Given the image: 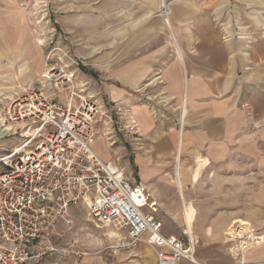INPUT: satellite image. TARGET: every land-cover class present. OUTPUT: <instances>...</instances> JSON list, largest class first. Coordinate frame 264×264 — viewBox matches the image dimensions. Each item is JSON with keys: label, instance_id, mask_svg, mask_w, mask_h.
I'll use <instances>...</instances> for the list:
<instances>
[{"label": "crops", "instance_id": "0c3cea01", "mask_svg": "<svg viewBox=\"0 0 264 264\" xmlns=\"http://www.w3.org/2000/svg\"><path fill=\"white\" fill-rule=\"evenodd\" d=\"M166 4L170 28L162 19L158 29L160 22L152 19L154 12L147 10L156 8L157 0L144 4L139 1L134 20L146 24L140 34H144L146 43L134 51H118L116 71L110 75L114 83L93 88L100 98L92 96L104 109V103L116 104L118 151L123 156L131 155L121 164L123 171L131 182L143 188L156 210L170 216L179 215L176 171L186 204L193 199L210 200L206 194L210 184L215 194L227 185L224 189H228L233 204L238 184L246 183L247 210H229H235L233 214L237 216H248L247 222L235 223L259 228L264 240V22L254 18V13L244 25L231 15L230 22L224 21L215 11L218 5L210 0H168ZM254 24L261 27L255 35ZM163 27L168 28L176 48L166 42L155 44L159 36L163 38L161 34H166L159 31ZM239 35L242 36L236 37ZM87 95L91 96L89 92ZM245 104L247 110L243 108ZM102 119L97 129L109 135L111 127ZM97 140L107 150L115 140L107 143L97 136L92 146L100 159L113 162L112 151L108 150L110 155L103 159L94 149ZM119 161L120 158L118 164ZM250 166L253 169L249 170ZM243 168L246 174H241ZM196 188L201 193L195 198ZM199 207L200 215L223 214L221 208L210 204L199 203ZM259 214L263 219L260 223ZM79 226L74 234L80 235L79 239L71 237L65 244L72 245L75 256L83 255L85 261L98 264H126L116 248L106 247L97 253L85 250L87 244L96 241L88 238L93 232L90 226ZM207 234H199V242L195 240L196 259L208 264H230L229 257L218 248V241L208 243ZM144 252L139 246L135 253ZM243 258L249 263L264 264V241L247 249ZM133 261L141 263L136 256ZM142 263L155 264L148 255Z\"/></svg>", "mask_w": 264, "mask_h": 264}, {"label": "rangeland", "instance_id": "374dc122", "mask_svg": "<svg viewBox=\"0 0 264 264\" xmlns=\"http://www.w3.org/2000/svg\"><path fill=\"white\" fill-rule=\"evenodd\" d=\"M139 1L141 2V0H0V119L4 120L8 108L13 103L11 101L18 99L28 89L42 93L45 98L60 104H68L70 102V86L68 84L56 86L55 80L57 78L52 81L45 80L43 77L44 75L47 76L48 72L64 70L68 76L72 77V84H74L77 92L83 90L82 93L87 95L89 92L91 96H95L93 88L96 89L101 83H114L110 75L113 71H116L117 52L134 51L135 47L146 43L144 34L140 35L141 32H144L142 28L146 24L135 22L134 20L135 6L139 4ZM145 1L148 2V0H142V3L144 4ZM160 1L157 0L156 8L147 9L154 12L152 19L160 22L158 29H160L164 21L161 15ZM164 1L167 2L168 0ZM210 1H213L215 6L218 5L215 11L220 14V19L224 21L230 22L231 18L229 15H231L234 16L237 22H242V25H244L243 22L249 21L251 19L249 15L254 13V18L258 17L260 21L264 22V0ZM205 10H209V8ZM124 19H126L125 22ZM254 27L257 29L253 32L255 35L256 32L261 30V27L257 24H254ZM163 28L159 31H163L166 34H161L163 38L159 36V40L155 44L158 46V44L166 42L169 47L176 48L168 28ZM261 33L264 36V30ZM240 36L242 35L236 37ZM248 37L250 41L252 38ZM88 74H92L95 78L90 77ZM96 96L98 97L97 99L100 98V94ZM4 97H11V99L3 100ZM104 105L102 121L109 123L106 126L111 127V129H108L111 130V133L105 131V133L109 132L110 134L99 133L98 136H102L107 143L115 140L116 143L108 150L114 154L113 163L124 169L121 164L126 162L131 155L125 154L123 156L118 151L116 104L104 103ZM6 127H9L7 123ZM11 129L13 133L0 138V156L9 153L24 142V138L21 135L26 132V129L24 131L21 125H13ZM111 137H114L112 141ZM94 149L100 152L99 154L103 159L105 158L104 156L110 155L109 151L99 140L95 143ZM27 150L25 149V151ZM118 158H120L119 164L117 162ZM250 169L253 168L250 166ZM130 170L134 171L133 168ZM241 171H244L241 172L242 174L246 170L243 168ZM177 172L175 174L176 178ZM124 173L126 174L125 171ZM135 174L133 172L132 176L135 177ZM226 186L224 185L221 188L222 190L215 194L212 190L213 185H207L206 194L210 200L199 201L193 199L192 201H187V205L190 204L195 211L192 237L199 242V234L205 237L204 233H208V243L218 241V248L232 262L234 256L238 253L236 250L240 246V241L245 240L248 242L247 244H250L249 242H257V238L263 237L261 236V231H259L260 229L252 227L250 223L244 226L240 223H235L237 220L247 222L246 217L248 216H237L233 214L235 210H229L231 207L241 211L247 210L246 208L249 206L246 198L248 185L246 183L238 184V195L233 204L229 200L228 189H224ZM199 191L197 188L195 189V198L201 193ZM199 203L200 206L201 203H205L216 207L218 210L221 208L222 210L220 211L223 214L220 216L200 215L199 210L201 208ZM178 207L179 215H165L162 214V210H157L154 216L161 223L164 235H171L186 242V226L180 197ZM84 213H86V210L83 206H76L71 210L73 225L70 229H63L61 237L56 241L57 245L63 247L71 237L79 239L78 236L80 237V235L74 234H76L79 224L84 223V225L90 226L93 231L91 233L92 237L88 238L90 241H96L94 244H87L86 248H84L88 252H101L106 247L109 250L118 248L117 250L120 251L121 258L126 264H144L142 261H145L147 255L152 257L156 264L155 257L146 244L140 243L130 249L121 248L125 244L124 235L121 232H114L119 236L117 239L110 237L109 234L113 233V231L109 229H105L107 231L98 230L87 220V216L83 215ZM257 218L258 223L263 220L261 214ZM85 234L90 233L85 232ZM248 236L252 238L248 240ZM253 238H256V240ZM139 246L144 248L145 254L135 253ZM251 247L253 246L249 248ZM82 256L77 257L74 254L46 255L36 264H98L89 262L88 259L85 261ZM135 256L141 263L133 261Z\"/></svg>", "mask_w": 264, "mask_h": 264}, {"label": "built area", "instance_id": "2783aa9c", "mask_svg": "<svg viewBox=\"0 0 264 264\" xmlns=\"http://www.w3.org/2000/svg\"><path fill=\"white\" fill-rule=\"evenodd\" d=\"M44 79L55 80L56 86L68 84L70 102L63 105L28 89L11 101L0 128L7 123L26 129L24 142L0 156V264H36L46 255H76L72 245L56 244L63 229L72 227L76 206L85 207L96 228L121 232V248L146 244L157 264H208L196 259L193 237L186 234L184 242L164 235L143 188L93 151L102 104L77 92L64 70L48 72ZM257 240L240 241L230 264H253L244 260L243 252L263 239Z\"/></svg>", "mask_w": 264, "mask_h": 264}, {"label": "bare ground", "instance_id": "6f19581e", "mask_svg": "<svg viewBox=\"0 0 264 264\" xmlns=\"http://www.w3.org/2000/svg\"><path fill=\"white\" fill-rule=\"evenodd\" d=\"M160 9H161V15L164 18V22L170 28V24H169V20H168V16H169L168 7H167V4H166V2L164 0H161ZM43 78H45V75H44ZM9 99H11V97L10 98L4 97L3 100H9ZM1 127H3V125H2V120L0 119V128ZM11 131H12V129L9 128V127H6V125H5V128L0 131V135H1V133H8V132H11ZM176 184H177L178 194H179L181 205H182L184 222H185V226H186L185 233L187 235H189L190 237H192V228H193L192 224H193V221H194L195 211H194L193 207L190 206V204L187 205L185 200L183 199V195H182L183 187H182V183L180 181V174L178 172H177ZM155 205L156 204H153V206H155ZM156 212H157V210H156ZM240 224L243 225V226L247 225L246 223H243V222H240ZM109 235H110V237H113L114 239L119 238L117 233L116 234L115 233H110Z\"/></svg>", "mask_w": 264, "mask_h": 264}]
</instances>
